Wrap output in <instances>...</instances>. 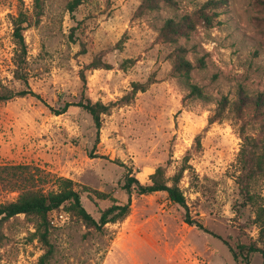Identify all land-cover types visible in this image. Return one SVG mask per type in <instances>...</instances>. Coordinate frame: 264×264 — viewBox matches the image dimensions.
Returning <instances> with one entry per match:
<instances>
[{
	"label": "rangeland",
	"instance_id": "rangeland-1",
	"mask_svg": "<svg viewBox=\"0 0 264 264\" xmlns=\"http://www.w3.org/2000/svg\"><path fill=\"white\" fill-rule=\"evenodd\" d=\"M205 1L158 0L149 7L145 0H85L70 12L69 0H41L38 12L35 0H0V93L39 95L0 100V166L39 167L43 181L38 177L36 188L44 191L56 189L58 177L73 179L97 219L113 204L130 203L125 217L100 230L67 206L53 210L49 264H245L232 249L264 248L258 204H243L236 182L244 136L256 137L264 149V120L254 113L240 118L234 109L239 93H264V0H228L211 24L199 16ZM20 11L28 21L19 67L14 19ZM186 16L194 28L182 26L176 43L166 41L160 32L166 20ZM180 45L194 65L205 60L191 72L205 99L188 98L186 82L175 74ZM94 59L109 67L88 68ZM135 82L147 89L123 103ZM223 96L225 117L210 123ZM83 98L111 105L100 133L76 105ZM66 103L73 104L55 112ZM183 165L188 213L165 191L129 196L122 188L130 167L148 184L157 167L172 177ZM253 189L264 204V177ZM17 196L0 184V201ZM1 233L0 264L39 263L45 246L33 217L14 216ZM250 264H264L263 254H252Z\"/></svg>",
	"mask_w": 264,
	"mask_h": 264
},
{
	"label": "trees",
	"instance_id": "trees-1",
	"mask_svg": "<svg viewBox=\"0 0 264 264\" xmlns=\"http://www.w3.org/2000/svg\"><path fill=\"white\" fill-rule=\"evenodd\" d=\"M84 1L85 0H69L67 8L70 12H74ZM163 1L169 4L175 3V0ZM145 3L149 7H154L155 4L158 3V0H145ZM227 4L228 0H207L199 8V16L204 22L211 24L212 21L218 17L217 10L219 8H226ZM41 8V0H35V9L40 12ZM27 21L28 16L24 11H20L18 16L14 19V37L18 44V59L16 62L19 67L27 53V44L24 36L25 24ZM182 26L188 29L194 28L193 20L189 19L188 16L179 21H176L174 18H169L160 30L161 35L166 41L176 43V36L183 32L180 31ZM175 52V74L183 78L186 82L190 90L186 96L191 99L207 98L202 87L191 81L192 70L197 65L204 66V58L198 59L197 65H194L192 61L186 58L187 48L185 46H177ZM99 67L108 68L109 65L98 59H94L88 65V68ZM82 77L83 80H85L84 72H82ZM146 89L147 84L145 83H133L131 93L127 94L124 99H122V102H131L135 98L137 92L145 91ZM28 94L39 96L31 89H24L16 92L0 93V100H7L16 96H25ZM72 104L73 103H66L62 109L55 112L63 113ZM228 104V98L223 96L218 102L215 111L210 115L209 122L213 123L222 120L225 117ZM76 105L90 113L97 131L100 133L103 126V115L109 112L111 105L101 100L92 101L89 98L81 99ZM234 109L237 111L240 118H243L244 115L254 113L263 116L264 120V93H258L253 96L242 92L239 93L238 98L234 102ZM261 126L264 127V122L261 123ZM197 140L199 141V139ZM237 163L240 173L237 176L236 182L240 187L243 204H258L255 221L259 222L261 234L264 235V204L258 203L257 194L253 189L254 183L260 177H264V149L259 139L249 135L244 136L242 148L237 156ZM185 169H187V167L183 165L175 175L168 177L165 168L159 166L154 173L150 174L149 178L151 182L146 184L142 183L140 179L133 174V167H130L124 177L122 188L129 196H131L133 191L140 194L165 191L172 201L186 208L188 213L187 200L180 187V180ZM39 172V167L29 164H6L0 166V184L3 183L10 191L18 192V196L15 199L0 201V239L2 235L1 226L4 221L19 214L33 217L35 234L39 241L45 246V251L40 256L38 264H49L54 253V245L50 241L52 226L50 213L53 210L61 206H67L68 212L82 220L88 227H94L99 230L108 222H116L125 217L130 211L129 202L125 204H113L103 210L99 219H97L84 206L80 191L76 188L73 179L58 177L55 181L57 186L56 189L44 191L43 189L36 188L38 177H42L43 181V175L38 174ZM200 226H202V224H200ZM237 249L238 250L232 249L233 256L235 260L241 263L244 261L245 264H250L251 255L257 252H261L264 256V248L254 243L249 245H238Z\"/></svg>",
	"mask_w": 264,
	"mask_h": 264
}]
</instances>
